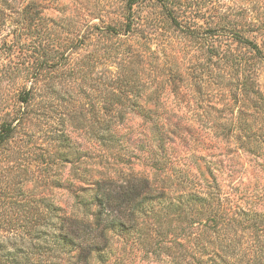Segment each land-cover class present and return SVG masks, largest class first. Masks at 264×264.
<instances>
[{"label": "clouds", "instance_id": "clouds-1", "mask_svg": "<svg viewBox=\"0 0 264 264\" xmlns=\"http://www.w3.org/2000/svg\"><path fill=\"white\" fill-rule=\"evenodd\" d=\"M32 2L0 0L3 19L21 21L20 25H12L17 28V35L22 31L24 9ZM40 3L42 7L47 6L41 12L42 20L38 24L43 35H59L65 45L84 39L85 33L87 39L82 50L65 52L69 58L66 67L62 66L47 78L41 77L40 82L32 79L31 61L26 59L27 54L20 57L23 65L16 59L20 55L19 45L26 43V38L17 43L13 54L0 51V124L5 120L15 121L12 124L14 135L0 146V160H18L21 155L31 159L37 147L53 159L61 147L67 150L68 155L88 152L95 144L92 130L98 121H107L111 123L112 131L122 132L127 130L130 121L126 120L122 126L119 116L130 112L133 103L144 104L146 108L164 105L169 95L170 73H183L185 88L202 86L206 92L215 94L216 85L221 90L228 87L235 92L242 83H246L257 96H264V0H138L131 12L126 7L128 0H40ZM176 5L179 6L175 7L174 15L182 22L179 29L171 24L165 13V9L172 11ZM49 16L56 20H73L77 25L74 35L68 38L67 33H59L47 20ZM129 16L134 23L133 31L127 36L113 37L104 31L108 24L123 28ZM185 26L194 29V33L186 35ZM96 27L101 29L99 33ZM137 29L141 30L144 39ZM208 29H214L215 33ZM237 34L239 40L234 39ZM249 41L251 46L247 43ZM129 45H142L149 55L137 68L138 76L133 79L136 87L124 88L119 81L132 58L125 51ZM210 49L218 51L219 57L210 56ZM85 52L91 54L89 58L96 64L94 72L73 79L60 75L75 67ZM180 52L184 53L183 62L177 58ZM189 61L195 67H189ZM97 77H102L103 82ZM108 82H112L111 88ZM209 85H212L211 89ZM118 87L120 103L113 104V111L105 116L102 106L108 104L109 97L117 95ZM29 91L34 98L28 104L19 102L20 94ZM157 95L159 104L155 99ZM149 97H152V103H149ZM251 98L255 100L257 97ZM178 135L186 136L187 133L181 130ZM61 137L67 141L63 145L60 144ZM168 147L171 154L174 145L169 144ZM152 148L159 152L155 144ZM126 151L131 156L135 148ZM136 154L142 159L148 155ZM110 159L104 158L103 171L86 160L75 164L56 161L46 176L32 169L30 164L25 165L29 172L23 175H17L15 171L9 175L7 164L0 168L4 173V183L15 178L23 181L20 187L32 190L36 195L44 194L40 183L47 179L48 195L52 201L50 206L54 208L51 215L38 220L35 215L25 219L21 213L14 214L13 209L0 205V244L6 245L9 251L23 249L22 264H99L97 251L102 256L107 251L106 264H207L208 256L203 254L205 250L210 254L220 252L232 264H264V233L253 241L248 233H241L235 222H225L215 231L203 227L194 232L186 228L181 231L184 226L173 222L170 217L159 219L160 207L164 206L161 202H157L159 207L153 205V215H141L125 205L116 207L111 203L108 205L111 211L98 212L96 199L92 196L97 187H105L106 182L115 181L111 188L123 191L118 188L125 183L119 178L121 175L132 174L137 179L145 175L137 171L135 163L124 167L118 161L109 163ZM252 163L256 179L260 182L259 195L264 197V156L259 161L253 159ZM51 182H62L64 188H69L89 205L91 215L81 208L77 216L82 215L91 237L102 247L86 248L84 255L87 260L65 256L54 246L61 243L56 233L65 215L57 205L65 203L70 206L74 201L70 195L57 193ZM166 191L168 197L164 199L172 205L179 203L176 197L189 189H178L169 184ZM204 194L216 202L223 199L211 185V180H208ZM241 194H244L243 187ZM111 195L110 191V198ZM248 198L251 199V195ZM259 210L264 211V207ZM194 213L195 209H192L185 215ZM181 236L184 237L183 245L179 243ZM34 247L43 248L46 254L37 255Z\"/></svg>", "mask_w": 264, "mask_h": 264}, {"label": "trees", "instance_id": "trees-1", "mask_svg": "<svg viewBox=\"0 0 264 264\" xmlns=\"http://www.w3.org/2000/svg\"><path fill=\"white\" fill-rule=\"evenodd\" d=\"M34 1L35 0L28 4L24 9L23 13L27 14V18L23 20V27L20 35H17L16 29L12 33L5 34L1 37V32L4 30L7 20H4L3 14L0 13V51L6 50L11 55L16 51L17 43L26 38V43L19 45L20 55H18L16 59L20 61L21 65H23L24 61L21 60L20 57L27 54L26 59L31 61L30 67L32 70V79L40 82L41 77H47L50 71L54 69V66L57 65L60 60L58 56L61 55L64 57V53H61L58 50V46H55L56 44H51L50 46V44L47 45L46 43L43 45L42 40L39 39L37 34L39 32L38 23L40 22V18L37 13L28 11L29 8L35 5ZM137 2L138 0H128L126 7L129 12H131ZM177 6L179 5L174 6L172 11L165 9V13L166 18L171 22V24L179 29L182 22L177 15H174L175 7ZM126 19L127 23L123 26V28L108 24L104 31L109 36L113 37L121 34L127 36L128 33L133 31L134 22L131 16ZM101 23H103V21H101ZM20 24L21 23L18 25ZM72 24L71 29L73 36L77 25L74 22ZM95 30L97 33L101 31L99 27H96ZM194 31V29L185 26L186 35H192ZM208 31L215 33L214 29H208ZM137 33L141 35V39L145 38L140 29H137ZM10 36H12V40H9ZM86 39L87 33H85L84 39L72 41V51H77L80 45L85 44ZM234 39L239 40V35L237 34ZM247 43L251 46L250 41ZM125 51L129 53L132 58L129 60L126 73L119 81V84L124 88H129L130 86L136 87V84L133 83V79L138 76L137 68L143 63V58L147 57L149 52L142 45H129ZM90 55V53H87L83 59H78L75 65H81L82 67H73L71 71L73 73H78V71H86L84 70L86 68L87 70L93 68L94 63L89 58ZM209 55L214 58H218L220 53L215 49H210ZM112 86V82H108V87L111 88ZM178 89L179 87L177 84H172L170 92L175 93V95L177 94L178 96ZM156 91L159 92V88H157ZM231 91L232 90H230V93H232L231 97L234 101L240 102V99L242 101L247 99L251 101L255 109H262L264 112V96H257V93L252 91L246 83H242L237 91ZM116 93V96L108 98V104L102 106L105 116L109 115V113L113 111V104L119 105L120 103L119 87L116 89ZM251 96H256L257 98L253 100ZM33 98L34 97L32 96L31 91L24 92L20 94L19 102L28 104ZM155 99L157 104H159L160 97L157 95L155 96ZM168 101L169 99L167 98L165 104L157 108H146L144 104H140L138 102L133 103L130 106V112L123 113L119 116L120 124L122 126L125 124L127 116L131 113L136 116L138 115L142 119V126H145V124L147 125L146 130H142L139 136L140 138L138 137V139L141 140L142 136H145L144 138L146 139V134L149 135L148 141L151 142V144H145V149H147L150 156H147L146 159H151V168L155 170V174H162L163 179L160 180L161 182H158L156 178L150 179L144 176L140 179H137L136 177L128 179L124 178L123 180L125 183L118 186V188L123 191H116L111 188V185L114 184L115 181L106 182L105 187H97L92 192V196L96 199L97 211L100 213L111 211L112 209L108 206L109 203H111L116 207L125 205L127 208L134 209L135 212L140 213L141 215H153V205L155 204L159 207L157 202H161L164 206L160 207L159 219L163 220L165 217H170L173 222H178L184 226L181 228V231H184L185 228L192 229L195 226H197L198 229L203 227L208 231H215L220 229L221 225L225 222L228 224L235 222L237 227H240L242 234L247 231H251L258 240L259 236L264 233V214L252 212V210L237 204L235 201H232L228 195H225L221 191L214 178L211 179V185L215 186L216 192L223 196V199L219 202L212 200L209 195L204 194L207 191L208 180L210 179L202 174L200 175L201 179H197V177L190 179L188 177L189 175L186 173L182 176H176L175 174L170 175V169L174 170L175 163L172 162L170 160L171 158H169L170 156L165 153L167 149L166 145L171 142V137L175 133L176 129L179 128L181 120L178 117H175ZM149 103H152V97H149ZM14 122L15 121L10 122L5 120L3 124H0V146H2L7 140L11 139L14 135L15 129L12 127ZM21 123H23V121H21ZM98 124L100 125L101 131L99 133L100 136L98 134L101 145L111 147L124 143L122 138H124L125 135L123 132L112 131L111 123L107 121H98ZM217 127H219V125H217ZM245 130H247V128ZM250 137L251 136H247V138ZM65 141L66 140L63 139L60 140V142L63 143H65ZM153 143L156 144V148L159 149V152H156L152 148ZM115 158L116 157H111V159ZM56 161H59L62 164L69 161L67 152L63 147L55 153L54 159L43 152L40 147H37L36 153L31 157V159L21 155L18 160L12 158H9L7 162L0 160V164L4 165L2 168H5V165L7 164L6 171H8L10 175L14 171L17 175L27 174L29 172V168L25 167V165L30 164L32 169L40 172L42 176H46L49 167L54 165ZM178 172L182 173L179 170ZM22 183L23 181L17 179H13L8 183H5V188L2 191L3 193H6L5 196L9 198L11 208L18 207V212L21 213L25 219H27L28 216L35 215L39 220L46 215H51L54 211V208L50 206L52 204L51 199L44 196L39 197L34 194L32 190H25L23 187L19 186ZM51 183L52 187L64 188L62 186V182ZM40 184L46 187L49 185V181L44 179ZM169 184L178 189H183L185 187L189 189L187 193L182 191L180 196L176 197V201L179 203L174 202L172 205H169L165 201L164 198L168 197L166 189ZM64 189L71 193L74 198L75 206L73 211L68 212L66 208L60 204L57 205V207L61 209L65 215L63 217L64 222L57 229L56 233V235L60 238L61 243L55 244L54 246L65 256L79 257L81 261H84L87 260V257L84 255L86 248L97 249L98 247H102V245H98L93 240L88 230L87 222L83 219L82 215L77 216V213H79L81 208H83L88 215H91V213L88 212L89 205L82 202L79 196L72 193L69 188ZM110 191L112 192L111 198L109 197ZM192 209H195V213L193 215H185L186 211L191 212ZM93 219L95 220V217H93ZM113 223L122 222L113 221ZM36 238L39 239V237ZM33 251L37 255L46 254L43 248L34 247ZM23 254L24 250L20 248H16L15 251L6 252L4 264H22ZM203 254L208 256L207 264H232V261L222 256L220 252L210 254L208 250H205ZM107 256V251H105L103 256L99 253V251H97L96 260L104 263Z\"/></svg>", "mask_w": 264, "mask_h": 264}, {"label": "rangeland", "instance_id": "rangeland-1", "mask_svg": "<svg viewBox=\"0 0 264 264\" xmlns=\"http://www.w3.org/2000/svg\"><path fill=\"white\" fill-rule=\"evenodd\" d=\"M34 4L35 5L29 8L28 11L37 13L41 21V12L44 11L47 6L42 7L40 0H35ZM57 10L59 11V9ZM22 15L23 20H25L27 14L23 13ZM47 20L54 25L59 33H67L68 38L72 37L71 28L73 20H56L51 16L47 17ZM19 23H21L20 20H7L6 26L1 32V37L16 30L17 28H13L12 25H18ZM42 32L43 29L39 27L37 35L39 39L42 40L43 45L46 43L47 45L50 44V46L51 44H56L55 46H58V50L64 53V57L61 55L58 56L60 60L57 65L54 66V69L50 71V75L62 66H67L69 58L65 55V52L71 49L72 41L65 45L59 35L52 37L51 35H43ZM9 40H12V36L9 37ZM84 45L85 44L80 45L77 51L82 50ZM154 47L155 46H153V48ZM61 48H63V51H61ZM85 55H87V52L83 53V56ZM177 58L180 62H183L184 53H178ZM75 67L82 66L75 65ZM189 67H195V65L189 61ZM95 68L96 64H94L93 68L89 70L86 68L84 69L86 71H78V73H73L71 68L67 73L61 72L60 75H67L68 79H73L78 75L87 76L94 72ZM97 79L103 82L102 77H97ZM170 79L171 83L167 87L169 92L167 97L169 99L168 102L171 105L175 117L181 120L179 128L176 129L171 137V142L166 145L167 149L165 153H167V155L170 156L169 158H171L170 160L175 163L174 170L170 169V175L175 174L176 176H182L186 173L189 175L188 177L190 179L193 177L201 179L200 175L202 174L210 180L214 178L221 191L224 194L227 193L226 195H228L232 201L252 210V212L264 214V211L259 210V208L264 207V197L259 195L260 182L256 179L257 173L252 163L253 159L259 161L262 156H264L263 110L255 109L251 101L247 99L242 101L239 98L240 102L234 101L231 97V89L227 87L221 90L219 85H216L215 81H213V84L216 85V92L213 94L211 91L206 92L202 86L193 88L183 87V73H170ZM193 79H195V77H193ZM172 84H177L179 87L178 96L170 92ZM211 88L212 85H209V89ZM127 120L130 121V124L126 126L127 130L122 131L125 135L124 138H122L124 143L111 147L101 145L99 137V133L101 132L100 125L97 122L96 128L92 130V139L95 141L93 149H90L88 152H75L73 155L67 154L69 161L65 162V164H75L86 160L90 164H94L100 171H103L104 158L106 156L112 158L116 157L115 159H110L108 162L115 163L118 161L119 164L124 165V167H129L135 163L137 171L145 173L144 177L150 179L156 178L158 182H161L160 180L162 179H158V177H163V175L155 174V170L151 168V159H146L147 157L142 159L141 155L136 154L147 153V156H150L147 149H145V144H151V142L148 141L149 135L146 134V139L144 138L145 136H142L141 140L138 139L142 130H146V127L142 126V119L138 115L136 116L131 113L127 116ZM217 125H219V127H217ZM246 128L247 130H245ZM181 130L186 132L187 135H178V132ZM247 136L251 137L247 138ZM189 137H191V140H189ZM59 139L61 140L63 138L61 137ZM66 142L67 141H65V143ZM65 143L60 142L61 145ZM169 144L174 145V147L171 148V154H169ZM130 148H135V152L131 156H129L128 151H126ZM193 149H195V151H193ZM2 166L4 167V165L0 164V168H2ZM178 170L182 173L178 172ZM262 171H264V169H262ZM3 176L4 173L0 172V205L13 209L16 213L19 211V208H11L9 198L6 197V193L2 191L6 185L2 182ZM133 177L135 176L129 174L128 176L121 175L119 178L128 179ZM13 179L15 180V178ZM40 187L44 194L37 196H44L50 199L48 195V186L45 187L40 184ZM242 187L243 195L241 194ZM55 189L57 193H64L72 196L71 193L64 188ZM249 195H251V199L248 198ZM60 205L66 208L68 212L73 211L75 206L74 203L70 206L65 203H60ZM249 205H252V207L250 208ZM188 230L194 232L199 229L195 226ZM246 233H248L249 239L253 241L257 240L254 233L251 231H247ZM179 243L183 245L184 237L180 238ZM8 251L6 245L0 244V264L5 263V256ZM99 264H106V261L104 263L100 261Z\"/></svg>", "mask_w": 264, "mask_h": 264}]
</instances>
